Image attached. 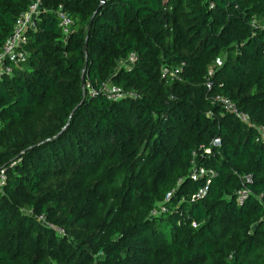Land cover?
I'll list each match as a JSON object with an SVG mask.
<instances>
[{
  "label": "trees",
  "instance_id": "trees-1",
  "mask_svg": "<svg viewBox=\"0 0 264 264\" xmlns=\"http://www.w3.org/2000/svg\"><path fill=\"white\" fill-rule=\"evenodd\" d=\"M100 1L40 0L0 74V264H264V0Z\"/></svg>",
  "mask_w": 264,
  "mask_h": 264
},
{
  "label": "built area",
  "instance_id": "built-area-1",
  "mask_svg": "<svg viewBox=\"0 0 264 264\" xmlns=\"http://www.w3.org/2000/svg\"><path fill=\"white\" fill-rule=\"evenodd\" d=\"M40 0L32 1L25 11L20 13L19 17L16 19L10 33L4 40L0 51V74L2 72H10L12 69V65L17 64L22 59L25 58L26 52L24 50V45L27 42V32L33 28H35V19L40 13L39 5ZM59 17V26L64 35H68L72 30L73 20L67 15V13L58 9L57 11ZM262 38L264 40V20L260 24ZM136 59L135 53H130L127 58V61L133 63ZM216 64L220 65L221 61L219 59L216 60ZM103 92L106 94L108 99L115 100L120 97V90L118 87L112 85L111 87L104 88L102 85ZM135 93H131L134 96ZM223 106L228 109L232 114H234L239 120L249 123L248 115L243 112H240L236 109L234 104L229 100L222 97H215ZM259 138L264 141V129L262 127H258ZM219 139L214 140V144H218ZM202 169L200 170V173ZM198 176L195 171L192 175L193 178ZM245 180H249V177H245ZM6 181V173L4 169H0V188L4 185ZM205 189H200L199 192L195 196H200L204 194ZM238 201H242V199L246 196V192L243 190L238 191ZM41 218V216H40Z\"/></svg>",
  "mask_w": 264,
  "mask_h": 264
},
{
  "label": "rangeland",
  "instance_id": "rangeland-1",
  "mask_svg": "<svg viewBox=\"0 0 264 264\" xmlns=\"http://www.w3.org/2000/svg\"><path fill=\"white\" fill-rule=\"evenodd\" d=\"M113 84L112 83H110L109 81H106L105 83H104V88H108V87H111ZM87 87H88V90H89V86L87 85ZM58 230V229H57ZM60 232H62V231H60Z\"/></svg>",
  "mask_w": 264,
  "mask_h": 264
},
{
  "label": "water",
  "instance_id": "water-1",
  "mask_svg": "<svg viewBox=\"0 0 264 264\" xmlns=\"http://www.w3.org/2000/svg\"><path fill=\"white\" fill-rule=\"evenodd\" d=\"M104 0H101L100 2L103 3ZM101 5V4H100ZM90 25L88 26V30H89ZM84 70V69H83ZM83 70H82V74H83ZM81 83H83V77L81 76Z\"/></svg>",
  "mask_w": 264,
  "mask_h": 264
}]
</instances>
